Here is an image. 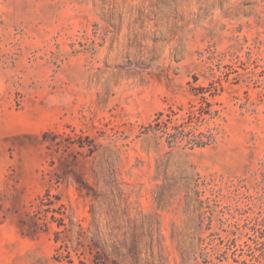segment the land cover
<instances>
[{
	"label": "rangeland",
	"instance_id": "obj_1",
	"mask_svg": "<svg viewBox=\"0 0 264 264\" xmlns=\"http://www.w3.org/2000/svg\"><path fill=\"white\" fill-rule=\"evenodd\" d=\"M0 264H264V0H0Z\"/></svg>",
	"mask_w": 264,
	"mask_h": 264
},
{
	"label": "trees",
	"instance_id": "obj_2",
	"mask_svg": "<svg viewBox=\"0 0 264 264\" xmlns=\"http://www.w3.org/2000/svg\"><path fill=\"white\" fill-rule=\"evenodd\" d=\"M202 115H203L202 112H199L198 115L196 116V120L197 121H202L203 120ZM158 119L156 120V124H155V127H157V128H153L154 130H157V131H159V129H161L160 128L161 121H158ZM190 120H191V118H190ZM191 123H192V121H189L188 124L183 122L180 125L173 126L172 129L175 131L174 133H169L166 130L163 131V132H162V130H160V131L163 133L164 136H166L168 144L170 146H173L177 139L186 136L184 134V127L185 126H192ZM201 137H198V138L193 137L192 139H188L187 140L188 141L187 145H189L191 148L194 147V146H196V147L205 146L208 143L209 140L208 141H203ZM207 138L209 139L210 137L208 136Z\"/></svg>",
	"mask_w": 264,
	"mask_h": 264
}]
</instances>
